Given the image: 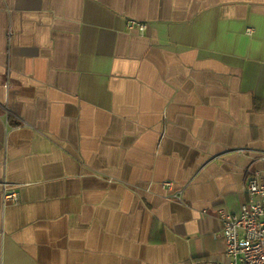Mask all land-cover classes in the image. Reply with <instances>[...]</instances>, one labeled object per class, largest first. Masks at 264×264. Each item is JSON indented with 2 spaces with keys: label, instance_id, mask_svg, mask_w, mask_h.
I'll return each mask as SVG.
<instances>
[{
  "label": "crops",
  "instance_id": "0c3cea01",
  "mask_svg": "<svg viewBox=\"0 0 264 264\" xmlns=\"http://www.w3.org/2000/svg\"><path fill=\"white\" fill-rule=\"evenodd\" d=\"M248 168L264 0H0V264H227Z\"/></svg>",
  "mask_w": 264,
  "mask_h": 264
},
{
  "label": "built area",
  "instance_id": "2783aa9c",
  "mask_svg": "<svg viewBox=\"0 0 264 264\" xmlns=\"http://www.w3.org/2000/svg\"><path fill=\"white\" fill-rule=\"evenodd\" d=\"M129 27L144 32L146 24L131 20ZM245 178L244 191L248 200L242 203L238 212L220 208L217 213L222 222L225 255L227 264H264V179L250 168L246 170ZM164 186L172 191V197L182 198V190H174L172 181H165ZM0 192L6 201L19 200L18 191L5 181L0 183Z\"/></svg>",
  "mask_w": 264,
  "mask_h": 264
}]
</instances>
